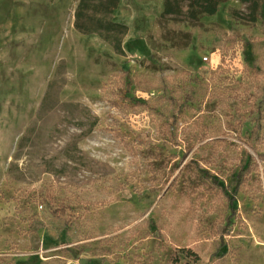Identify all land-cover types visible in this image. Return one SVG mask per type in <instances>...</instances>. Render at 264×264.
Listing matches in <instances>:
<instances>
[{"label": "rangeland", "instance_id": "rangeland-1", "mask_svg": "<svg viewBox=\"0 0 264 264\" xmlns=\"http://www.w3.org/2000/svg\"><path fill=\"white\" fill-rule=\"evenodd\" d=\"M78 2L0 0V264H264V178L239 192L222 238L225 201L200 173L235 186L264 0L198 23L161 17L163 0H121L125 54L75 29ZM223 58L233 92L180 103ZM126 71L155 88L133 83L127 103L114 81Z\"/></svg>", "mask_w": 264, "mask_h": 264}, {"label": "trees", "instance_id": "trees-1", "mask_svg": "<svg viewBox=\"0 0 264 264\" xmlns=\"http://www.w3.org/2000/svg\"><path fill=\"white\" fill-rule=\"evenodd\" d=\"M228 0H163V11L161 17H180L181 20L191 23H198L202 16H212L219 12L221 4ZM121 0H79L74 13V27L82 34H97L102 40L109 44L116 53L125 54L124 39L129 32V26L125 23L114 20V13L119 8ZM260 41L264 38L258 39ZM227 41V40H226ZM225 59H222V64L217 69L208 75L205 73L202 77H194L191 79L189 85L185 88L182 86L176 91L182 92L181 102H197L201 98L213 99L216 96L217 90L221 94H229L233 92V83L236 79L237 68L231 69L228 65L225 66ZM253 74L262 81L261 91L255 93L256 103L252 107L250 116L253 122V127L250 131H245L246 147L240 150L239 161L236 164L234 170V188L228 187L222 184L215 177L210 176V172L204 170L200 172L210 183L212 188L218 189L219 195L225 201L224 211L221 214L222 220L225 225L222 229L221 235L224 238L225 233L231 231L233 226V220L236 215V202L238 194L243 187L252 188L253 179L258 177V182L261 178H264V47L263 52L253 63ZM225 68V70H224ZM221 74H227L226 77H221V80L226 79L228 82L219 83L218 77ZM181 77L187 78L191 75L188 71H183L178 74ZM231 76V77H229ZM114 81L118 84L119 93L124 94V101L130 103L134 99L128 97L133 83H137L139 88H143V91H150L155 88V85L147 78L140 77L134 78L129 77V71L124 72L121 75L114 77ZM239 80L236 79V83ZM146 85V87H144ZM243 86V84H239ZM176 91H173V97H176ZM224 96L221 97L223 99ZM135 105H141V103L135 101ZM229 105L230 102H227ZM121 138L119 134L116 135ZM124 140V139H122ZM60 208V207H59ZM58 208V209H59ZM64 210L63 208H60ZM225 245L222 243L219 245L217 254H224L223 248ZM184 254L189 258H194L199 261V256L192 249H184ZM180 255L173 259L175 264H180Z\"/></svg>", "mask_w": 264, "mask_h": 264}]
</instances>
